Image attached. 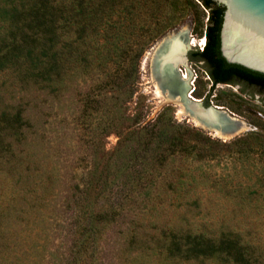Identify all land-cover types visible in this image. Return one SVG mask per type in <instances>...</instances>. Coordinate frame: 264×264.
<instances>
[{
    "label": "rangeland",
    "instance_id": "obj_1",
    "mask_svg": "<svg viewBox=\"0 0 264 264\" xmlns=\"http://www.w3.org/2000/svg\"><path fill=\"white\" fill-rule=\"evenodd\" d=\"M74 2L55 0L69 11ZM79 3L82 30L64 32L72 60L57 86L31 82L33 50L0 58V264H230L169 260L171 242L190 236L216 246L232 238L264 264V93L212 85L190 61L205 44L208 11L196 0ZM29 5L0 0V49ZM183 30L194 43L178 75L193 98L247 124L231 140L158 94L153 52ZM25 102L42 104V127L22 131L15 109Z\"/></svg>",
    "mask_w": 264,
    "mask_h": 264
},
{
    "label": "trees",
    "instance_id": "obj_2",
    "mask_svg": "<svg viewBox=\"0 0 264 264\" xmlns=\"http://www.w3.org/2000/svg\"><path fill=\"white\" fill-rule=\"evenodd\" d=\"M74 1L75 4L69 11L67 7L65 8L62 5L56 6L55 0H30L28 9L24 8L20 19L12 25V29H14L11 33L12 37L7 38L4 42L8 43H5L0 49V58L5 57L6 63H9L13 59L20 60L21 56H15L18 50H33L31 56L34 54L36 69L39 70L36 72L37 77L33 76L31 82L36 87H39L41 91L54 88L57 84L61 83L67 72L68 61L72 60L70 59L72 57H66L65 55L62 39L65 30L70 25H74L76 32L81 33L82 30L80 19L83 15V8L79 0ZM196 1L208 11V16L204 34V47L201 51L195 50L192 52L190 54V61L202 63L212 85L244 86L257 89L259 93H264V78L235 70L226 63L225 58L221 54L220 31L225 7L218 4L215 0ZM175 9L178 12L183 11L179 8ZM69 13L73 14L69 15ZM3 51L4 53L1 55ZM27 51L29 52V50ZM74 53V57L79 60L78 55H80V52L75 50ZM241 92L246 94L242 89ZM207 102H205V105H207ZM42 108V104L38 102H35V104L33 102H25L16 107L15 112L22 131L42 127L44 120L41 112ZM153 127L154 124L151 123L142 128L143 132L149 133L147 135L149 141L146 143V146L153 143L151 141H153L155 134L149 130ZM22 139V143H24L25 137ZM154 139L157 140L159 138ZM104 214L100 213L98 220L104 219ZM96 220L95 217H91L89 224L94 226ZM223 242L219 240L218 246H216L210 243L208 239L200 236L176 239L171 242V246H175L178 250L168 253L167 257L169 260L179 259L181 262L187 263L192 261L204 262L218 257L224 260L227 259L230 264H251L252 251L250 248L242 246L232 238L227 240V242ZM227 243H229V246L232 243L233 247H224Z\"/></svg>",
    "mask_w": 264,
    "mask_h": 264
},
{
    "label": "water",
    "instance_id": "obj_3",
    "mask_svg": "<svg viewBox=\"0 0 264 264\" xmlns=\"http://www.w3.org/2000/svg\"><path fill=\"white\" fill-rule=\"evenodd\" d=\"M225 7L223 22L220 31V51L226 63L235 70L264 78V0H215ZM187 43L185 30L171 34L162 39L153 52L152 74L154 80L162 81L161 89L167 90L171 96H179L185 107H193L196 104L201 111L212 116L210 121H201L205 128L211 132L221 131L231 140L244 131H240L242 121L223 107L205 106L199 100L189 98L191 92L189 85L185 83L177 72V67H165L160 73L158 68L160 59L169 49V45L175 37ZM186 49V47L184 48ZM184 64L186 51L182 54ZM171 103L175 104L173 101ZM192 111L189 112L191 116ZM190 118V117H188Z\"/></svg>",
    "mask_w": 264,
    "mask_h": 264
},
{
    "label": "bare ground",
    "instance_id": "obj_4",
    "mask_svg": "<svg viewBox=\"0 0 264 264\" xmlns=\"http://www.w3.org/2000/svg\"><path fill=\"white\" fill-rule=\"evenodd\" d=\"M189 43H190V40L188 43H184L182 40L178 38V36H176L175 39L171 41L167 53L163 55L160 59L161 63L158 68L159 72L163 73L165 71L166 66L170 68L177 67L178 64H180L183 61L182 54H183V51L185 50L184 48L187 45L189 46ZM193 43L194 42L192 41L190 44L193 45ZM184 78L185 76L183 78L181 77V79H183L185 83L188 84ZM154 81L156 82L155 85L157 86V91L159 95L164 96L166 100H170L168 102L173 101L176 105H179L181 107V109L178 112L179 117L188 116L192 118V120L196 124L205 128L204 124L201 121H210L212 119V116L207 114L205 111H201L197 104L193 107H189V108L185 107L184 104L180 102L181 99L179 96L173 97L167 90H165V92L162 91L161 89V84L163 83L162 81H157V80H154ZM192 93L193 92L189 93V98L196 100V102H199V100L192 97ZM190 111H192L191 116H189ZM239 129L240 131H245L248 129V126L244 121H242V125L240 126ZM214 133L218 136V138L227 140V136L223 134L221 131H215Z\"/></svg>",
    "mask_w": 264,
    "mask_h": 264
},
{
    "label": "built area",
    "instance_id": "obj_5",
    "mask_svg": "<svg viewBox=\"0 0 264 264\" xmlns=\"http://www.w3.org/2000/svg\"><path fill=\"white\" fill-rule=\"evenodd\" d=\"M203 47H204V46H202V47H200V48H199V49H200V51L203 49Z\"/></svg>",
    "mask_w": 264,
    "mask_h": 264
}]
</instances>
